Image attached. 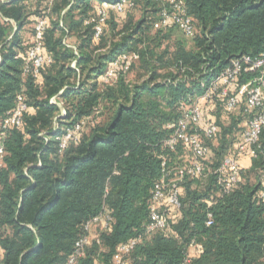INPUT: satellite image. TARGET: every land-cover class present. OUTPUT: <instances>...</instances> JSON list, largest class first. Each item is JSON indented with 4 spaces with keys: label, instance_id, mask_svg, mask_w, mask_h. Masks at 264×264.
I'll return each instance as SVG.
<instances>
[{
    "label": "trees",
    "instance_id": "1",
    "mask_svg": "<svg viewBox=\"0 0 264 264\" xmlns=\"http://www.w3.org/2000/svg\"><path fill=\"white\" fill-rule=\"evenodd\" d=\"M132 1L123 12L109 10L93 39L85 21L94 0H0V121L19 96L27 106L20 126L6 130L2 141L0 264H68L86 235L83 226L101 214L110 217L109 229L73 264H112L116 247L131 239L139 241L128 264H264V127L255 157L245 151L238 157L242 180L231 192L214 195L217 158L203 177L181 181V208L168 229L147 231L163 158L168 167L182 163L181 148L172 151L165 140L182 108L232 61L264 54V0H177L192 18L191 39L175 25L154 27L161 9L170 8L165 0ZM115 14L126 17L119 22ZM41 16L47 17L42 54L50 61L33 78L23 75L31 42L23 32L32 37ZM121 54L137 58L112 83H99ZM258 74L242 71L239 83ZM218 102L203 103V125L217 121ZM81 120L78 140L59 151L56 138ZM237 122L222 129L223 155H233L240 140Z\"/></svg>",
    "mask_w": 264,
    "mask_h": 264
},
{
    "label": "built area",
    "instance_id": "2",
    "mask_svg": "<svg viewBox=\"0 0 264 264\" xmlns=\"http://www.w3.org/2000/svg\"><path fill=\"white\" fill-rule=\"evenodd\" d=\"M51 1L48 0V4ZM165 1L169 3L170 8L169 10L167 8L161 9L159 20L156 21L154 27L164 28L175 25L186 38H193L196 30L192 18L187 15L182 2L177 0ZM133 6L132 0H116L115 2L102 0L98 2L90 18L85 21L86 24L92 26L93 39H98L101 36L109 10L123 12L125 8ZM46 24L47 17L45 16L38 17L34 24L31 42L23 57V75L29 74L33 78L38 77L44 61H50L49 56L42 54L43 31ZM67 46L74 48L69 44ZM136 58L135 54L117 56L108 63L104 72L98 76V82L101 84L112 83L120 73L128 72L131 63ZM242 71H259V74L247 82L239 83ZM215 97L218 98L222 112L225 114L232 113L236 107L241 105L242 113L247 122L246 127L241 131L240 140L236 143L233 155H224L213 171L216 184L219 186V193H215L217 196L220 193L231 192L242 180L238 157L244 151L253 157L256 155L255 147L258 145L259 135L264 127V54L255 59L243 56L241 59L232 61L210 82L202 95L182 108L181 117L178 119L173 133L164 142V146L172 151L177 146L181 148L180 159L182 163L168 167L165 165V158L162 160V177L154 184L149 203V223L147 225L149 233L168 229V220L164 212L171 209L178 213L181 208V181L185 177H199L204 171L203 161L209 154L208 141L213 138L218 126L215 121H209L204 125L201 123L202 105L207 101H212ZM51 101L55 102L54 98ZM26 109V104L19 96L15 107L7 112L0 121L2 129L0 133V166L4 155L2 141L5 131L20 126ZM61 113L63 114L64 111L62 110ZM85 124L86 121L81 120L56 138L59 151H62L72 140H78ZM261 197L264 198V191L261 192ZM206 203L211 204L209 200H206ZM109 222L110 217L101 214L83 226L86 235L75 242L74 252L70 256L68 264H73L79 256L83 255L84 246L91 239H97L98 232L109 229ZM211 224L212 217L208 214L206 225ZM95 227L97 230L95 234H92ZM138 241V239H131L125 243H120L112 257V264H128L126 257ZM2 255L3 251L0 247V260Z\"/></svg>",
    "mask_w": 264,
    "mask_h": 264
},
{
    "label": "rangeland",
    "instance_id": "3",
    "mask_svg": "<svg viewBox=\"0 0 264 264\" xmlns=\"http://www.w3.org/2000/svg\"><path fill=\"white\" fill-rule=\"evenodd\" d=\"M97 3H98L97 0H94V5H96ZM138 8H136V9H134L132 11V15H133L134 19H138V17L140 16V12H139ZM114 17H116V19L120 22V21L124 20L126 16L124 17L123 14L122 15L115 14ZM26 29L30 30L31 26L28 25L26 27ZM179 36H180V33H178L177 31L174 30L172 38L173 39L174 38L177 39ZM191 45H192V42L190 40L185 42V46L187 48H190ZM134 75H135L134 72L133 73L129 72L126 77L129 78V79H133ZM216 108H218V110L216 112V116H217L216 125L218 126L217 127V132L215 133L213 138L210 141H208L209 154L207 155V157L203 161V163H204V171H203L202 177L204 176V174L206 175L208 172L212 171L211 165H214V163L216 162L217 158L220 161L224 157V155H223L224 152H222L223 151L222 150L223 145H222V141H221L222 129L229 127L232 124L233 121H238L236 127L237 128L239 127V128H241L243 130H244V128L247 125L246 118L243 115H241V111H242L241 105L236 107V109L232 113H229V114H225V113L222 112L221 105H220L219 102H218V105H217ZM239 116H240V118H239ZM239 119H241V122H239ZM226 139H228V138H226ZM229 141H231V140H229ZM181 191L183 192L182 189H181ZM214 195H215V193H214ZM176 213H177V211H174V210H171V209L166 210V212H164L165 217H166V219L168 221L169 220H174L176 215H177ZM97 264H99V263H97Z\"/></svg>",
    "mask_w": 264,
    "mask_h": 264
},
{
    "label": "crops",
    "instance_id": "4",
    "mask_svg": "<svg viewBox=\"0 0 264 264\" xmlns=\"http://www.w3.org/2000/svg\"><path fill=\"white\" fill-rule=\"evenodd\" d=\"M23 38L25 39V40H27V39H29V38H31V35H30V33H28L27 31H24L23 32ZM242 112V111H241ZM241 115H243V113H241ZM244 116V115H243ZM245 117V116H244ZM246 118V117H245ZM97 230V227H95L93 230H92V234H95V231Z\"/></svg>",
    "mask_w": 264,
    "mask_h": 264
}]
</instances>
